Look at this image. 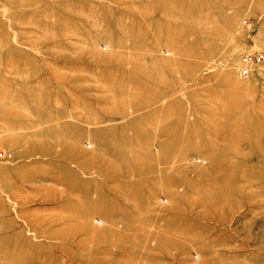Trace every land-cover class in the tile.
I'll return each mask as SVG.
<instances>
[{"label": "rangeland", "instance_id": "rangeland-1", "mask_svg": "<svg viewBox=\"0 0 264 264\" xmlns=\"http://www.w3.org/2000/svg\"><path fill=\"white\" fill-rule=\"evenodd\" d=\"M247 55L264 0H0V264H264Z\"/></svg>", "mask_w": 264, "mask_h": 264}, {"label": "built area", "instance_id": "built-area-1", "mask_svg": "<svg viewBox=\"0 0 264 264\" xmlns=\"http://www.w3.org/2000/svg\"><path fill=\"white\" fill-rule=\"evenodd\" d=\"M264 57L262 55L252 58L251 55H247L243 58V62L246 66L241 70V78H248L251 74L250 66L258 65L263 61Z\"/></svg>", "mask_w": 264, "mask_h": 264}, {"label": "crops", "instance_id": "crops-1", "mask_svg": "<svg viewBox=\"0 0 264 264\" xmlns=\"http://www.w3.org/2000/svg\"><path fill=\"white\" fill-rule=\"evenodd\" d=\"M179 62H180L179 64H182V65H186V64H190V63H191V61H187V60H181V61H179ZM168 125H169V122H167L165 126H163V125H159V126L157 127V129H158V130L166 129V128L168 127ZM155 136H157V135H155ZM159 138H160V137H159ZM161 138L167 140V139H168V134H167V135H164V136L161 137ZM150 142H151V140L149 139V143H150Z\"/></svg>", "mask_w": 264, "mask_h": 264}]
</instances>
